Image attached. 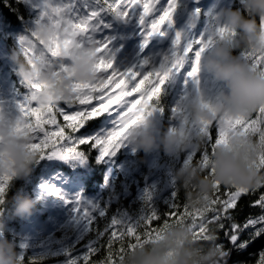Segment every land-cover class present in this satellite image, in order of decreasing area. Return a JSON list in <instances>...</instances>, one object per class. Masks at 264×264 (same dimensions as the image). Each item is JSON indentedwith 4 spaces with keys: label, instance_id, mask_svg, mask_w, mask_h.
Here are the masks:
<instances>
[{
    "label": "clouds",
    "instance_id": "obj_1",
    "mask_svg": "<svg viewBox=\"0 0 264 264\" xmlns=\"http://www.w3.org/2000/svg\"><path fill=\"white\" fill-rule=\"evenodd\" d=\"M227 31L214 34L212 43L202 52L200 72L208 73L220 87L213 96L199 92L191 97L178 115L179 126L161 128L154 112L157 103L125 118L136 117L128 127L124 142L136 151L151 153L162 149L169 155H179L189 149L208 150L206 164L192 159L175 171L178 188L183 191V205L199 212L198 232L192 220L169 219L162 222L157 236L125 246L118 254L116 264H222V249L215 243L216 234L208 223L207 209L219 182L228 188L247 192L264 187V140L257 133L230 134L226 144L214 150L207 148V137L193 128L211 124L223 116L250 118L264 106V67L254 65L253 56L264 57V0H243L240 8H223L220 12ZM34 32L37 48L55 49L59 44V56H28L20 47L13 50L11 60L16 71L31 89L34 103L42 108L60 103H73L75 81L87 83L101 78L96 65L101 58L94 42L81 43L65 24L48 17L35 22L29 29ZM216 33V29L211 30ZM240 47L250 55L234 54ZM43 51V49H40ZM66 71L57 72L62 65ZM21 116H10L0 111V175H10L11 181L31 174L42 159L41 153L32 149L33 135L25 128L17 130ZM264 134V133H261ZM9 186V183H8ZM8 186L3 194L4 202ZM14 214L30 216L37 203L33 197L18 193L15 196ZM5 224L0 219V264H22L14 241L5 234ZM96 264V262H94ZM103 264V262H101Z\"/></svg>",
    "mask_w": 264,
    "mask_h": 264
},
{
    "label": "snow or ice",
    "instance_id": "obj_2",
    "mask_svg": "<svg viewBox=\"0 0 264 264\" xmlns=\"http://www.w3.org/2000/svg\"><path fill=\"white\" fill-rule=\"evenodd\" d=\"M96 7L89 9L86 13L78 9V0H40L39 16L35 22L48 17L54 22L65 24L71 34L80 39L81 43L94 42L98 45L97 51L101 53V58L96 65V69L101 73V78L96 81L82 83L75 81L73 91L76 93L73 103H60L42 108L34 103V95L30 94L25 103L20 105L21 121L17 125L18 131L27 128L33 135L31 148L45 155H54L62 158L72 156L83 157V150H78L79 145L100 149V160L107 156L114 155L124 143L128 127L135 123L136 117L125 122V118L137 113L141 109H147L155 105L162 87L165 84L171 71L179 70L182 66V59L185 55L192 54L194 63L187 75L191 78H198L200 72V58L202 52L212 43L214 34L223 35L227 27L219 26L216 33H211L207 38H202L198 42L199 47L189 45L182 51H173L170 57H165V62L158 68H148L149 61L128 70H120L114 67V61L108 58V43L96 40L94 35L101 27H107L102 19V14L109 12L117 18H127L131 12L139 9V22L143 25L146 39L145 45L153 33L161 31L163 26L172 19L176 7V0H170L169 6L158 15L156 6L158 0H95ZM88 8V5H84ZM35 33L20 37L21 46L28 56L40 55L47 58L59 56V44L55 49L37 48ZM175 43L180 45L181 37L176 36ZM40 49H43L41 51ZM246 57L250 54L243 52ZM254 65L264 67V57L253 56ZM67 65H62L57 72L66 71ZM139 78V79H138ZM198 82V79H197ZM41 85L33 84L31 89H39ZM135 94V95H134ZM162 110V109H161ZM174 113H182V109H173ZM111 120V128H102L105 121ZM210 141L211 150L217 145L226 144L230 134L233 133H257L259 138L264 140V106L250 118H239L223 116L215 122L198 128ZM194 159L190 156L189 160ZM208 150L206 149L202 159L199 161L206 164ZM260 164L264 165V156L260 158ZM10 175H0V202L3 194L11 181ZM44 187H48L44 185ZM60 195L57 189H50ZM244 189L228 188L216 183V190L207 209L208 223L218 220L221 214H226L227 210L236 206L239 197L246 193ZM72 203L73 201H67ZM75 211L81 218L91 219V210L81 204V197L75 198ZM95 206H93L94 208ZM182 209V210H181ZM192 220L197 231L201 230L199 221L202 216L199 212H194L180 203H174L171 210L162 219L153 212L129 223L121 220H113L102 239L95 246L89 249L88 254L80 261V264H116L118 254L124 251L125 246L133 247L138 242L157 236L162 223H155L162 219L166 223L169 219ZM235 239V236L233 237ZM119 245V247H117ZM106 246V247H105ZM105 253L102 258L93 260V254ZM72 264H77L76 260Z\"/></svg>",
    "mask_w": 264,
    "mask_h": 264
},
{
    "label": "rangeland",
    "instance_id": "obj_3",
    "mask_svg": "<svg viewBox=\"0 0 264 264\" xmlns=\"http://www.w3.org/2000/svg\"><path fill=\"white\" fill-rule=\"evenodd\" d=\"M28 1L32 3V6H35L39 14L40 8L38 4L40 0ZM159 1L160 0H158V2ZM191 2L193 9L190 7ZM169 3L170 0H163L159 3L158 6H156V13L158 11L161 13L163 10H166ZM85 4L88 5V8L84 7ZM237 4L243 5V0H176V7L172 19L163 26L161 31L152 34L156 39V44L154 46L152 45L153 43H150L152 36L148 38L149 42L147 45L144 43L146 33L143 25L139 22L141 10L137 9L131 12L129 17L123 19L117 18L115 15H109V12H106L102 14V19L108 26H102L101 29L95 33L94 38L108 43V58L114 61V67L122 71L141 66L144 64L145 60L149 61L146 67L158 68L165 62V57H170L173 51H182L189 45L199 47V44L194 42H198L202 38H207V36L211 34V30L219 26H224L223 19L220 16L221 10L223 8H233ZM164 5V8L161 7ZM184 6H189L190 8V10L188 7L186 9L187 12H189L188 19L187 16H182V9ZM94 7H96L95 0H78V9L83 13H86L89 9ZM203 11H205L208 20L203 23L200 29L201 32L194 36L191 33L189 25L197 17L202 16L201 13ZM113 19L120 24L118 25L120 28L115 26L112 21ZM1 25H4L2 19H0V26ZM34 26L35 25H32L28 29L19 27L14 33L11 32L13 47H9L6 44L5 33L1 32L0 28V111L13 117L21 115L20 105L25 103L26 98L30 96L31 89L25 84L17 72L16 74L19 76L17 85L11 81L16 66L10 56L13 50L22 47L20 37L22 35H29V29L34 28ZM116 29H119V31ZM177 34L181 37L180 45L175 43ZM142 35H144V38L141 37ZM137 37L139 43L136 39ZM161 38H168L169 40L168 46L164 49L163 47L157 48ZM189 56L190 55H188V58ZM185 61L186 57L184 61L182 59V66L179 70L174 69L169 73L159 96L160 98L162 93L167 90L173 91L180 76L184 77V85L182 88L178 89L179 95L171 106L172 116L175 117V122L172 123L170 127L179 126L180 124V120L178 119L179 114L174 113L173 109L179 107L183 110L187 101L199 92H204L207 93L208 96H213L220 87V85L206 72H199L198 78L189 77L187 73L193 66L194 56L192 55L189 62ZM17 86L22 87L16 88ZM159 98L155 101V103H157L156 110L160 113L161 121L163 125H165V119L163 115L161 117V109L158 106ZM111 127V120L105 121L103 128ZM193 131H198V128L194 127ZM195 152L196 151L189 149L180 153L178 156L169 155L162 149L151 153L142 152V164L147 168V175H145L143 181H140L136 177L131 178L129 181L127 179L131 177L135 169H138V172H140V169L138 167V151L126 142L123 143V146L117 150L114 155L107 156L104 159L110 161V175L114 173L119 163L118 168L123 174L122 178L126 179L131 186L135 187L138 195L143 196V200L153 205L156 199L162 197L172 188L175 179V171L183 163L187 162L190 156L193 157L192 154ZM125 153L131 157L124 158L118 162L120 159L119 156ZM40 162L43 174L40 175L41 180L38 184L39 187L36 188L37 191H34L36 196L33 198L37 200V203L32 214L26 217L20 216V229L17 230V232L12 228H8V230L20 240L21 246L25 249L29 248L35 250L39 254H51L60 258L74 260L81 255V251L76 245L87 230L90 220L95 217L96 213H99L102 201H104V205L108 206L111 202L118 200V196L111 200V194L85 193L81 187L84 182L82 178H89L92 175V170L89 168L88 160L84 155L83 157L72 156L62 158L49 154L45 155ZM141 182L143 183L141 184ZM124 184L126 183L123 180V185ZM44 185L48 187H44ZM126 188L127 192L123 194L124 197L131 194V191L128 192L129 187ZM50 189H57L60 195H57L54 191H50ZM77 196L81 197V204L91 210V219L81 218V215L75 211V198ZM67 201L73 202L68 203ZM93 206L95 207L93 208ZM113 220H121L129 223L138 221L135 216L125 211L115 216ZM68 260H61L56 264H69Z\"/></svg>",
    "mask_w": 264,
    "mask_h": 264
},
{
    "label": "trees",
    "instance_id": "obj_4",
    "mask_svg": "<svg viewBox=\"0 0 264 264\" xmlns=\"http://www.w3.org/2000/svg\"><path fill=\"white\" fill-rule=\"evenodd\" d=\"M240 8L243 11V5H235L233 9ZM111 14V13H109ZM114 15V14H111ZM205 19V11L202 12ZM39 14L35 6H32L28 0H0V19L4 25H1V32L5 33V42L9 47H13V39L11 32H15L19 27L28 29L35 25V21ZM234 54H240L244 50L240 47L235 48ZM192 57V56H191ZM16 66V65H15ZM1 68V62H0ZM16 70V68H15ZM13 71L11 81L17 85V71ZM8 71L6 70V73ZM8 75V73H7ZM9 76V75H8ZM10 80V78H9ZM185 82L184 77L180 76L173 91L167 90L162 93L159 98L158 106L161 110V117L165 119L163 129L170 127L175 122V117L172 116L171 106L178 97V89L182 88ZM17 86L16 88H21ZM24 87V86H23ZM161 119V118H160ZM163 119V118H162ZM104 124L101 126L104 127ZM211 147V144L206 146ZM78 150H83L84 156L88 160V166L92 170V175L89 178H82L84 182L82 189L89 194H111V200L118 196V200L111 202L108 206L100 205L99 213L90 220L89 226L84 235L76 245L81 251L80 257L74 259L77 264L88 254L89 249L95 247L106 229L109 227L115 216L121 212H129L140 220L143 217L150 216L153 212L159 215L162 219L166 218V214L171 210L174 203L183 205L184 193L178 188V183L174 179L172 188L169 189L159 199H156L153 205L143 200V196H139L134 186H131L128 181L131 178H137L143 181L147 175V168L142 164V150L138 151V169L133 172L128 181L122 178L123 174L119 170V163L112 175L109 173L111 167L108 159L100 160V149L88 147L87 145H79ZM205 150L196 151L193 155L194 159L200 160L203 157ZM118 162L124 158H129L127 153L119 156ZM189 159V158H188ZM39 162L33 169L30 175L25 177H17L9 182L8 191L3 203H0V219L5 224V236L15 242L16 250L20 254L22 264H56L67 258H60L51 254H39L35 250L23 248L20 240L12 235L8 228H12L15 232L20 229V216L14 214L15 196L18 193H23L31 197L36 196L34 191L39 187L40 175L43 174ZM123 180L126 184L123 185ZM143 182H141L142 184ZM131 191L127 197L123 194ZM35 193V194H34ZM142 199V200H141ZM182 210V209H181ZM162 219L155 223H162ZM212 224L216 234L215 243L222 249V264H264V187L255 191L243 193L235 207L227 210L226 214H221L220 218ZM235 236V239L233 237ZM106 247V246H105ZM119 247V245H117ZM105 253L93 254L92 259L97 260L103 257ZM64 257V256H63ZM72 264L73 260H68Z\"/></svg>",
    "mask_w": 264,
    "mask_h": 264
},
{
    "label": "flooded vegetation",
    "instance_id": "obj_5",
    "mask_svg": "<svg viewBox=\"0 0 264 264\" xmlns=\"http://www.w3.org/2000/svg\"><path fill=\"white\" fill-rule=\"evenodd\" d=\"M163 0H160L159 1V3H161ZM190 7L193 9V7H192V4L190 5ZM189 10H190V8H189ZM202 15V14H201ZM187 16V19L189 18V12H187L183 17H186ZM197 18H200V25H201V23L203 24L204 22H207V20L208 19H205L204 17H203V15L202 16H200V17H197ZM198 29L196 28V29H194V30H191V33L195 36V35H197L198 33H200L201 32V30L198 32L197 31ZM193 39V38H192ZM188 55H190V54H188ZM188 55H186V61L185 62H188Z\"/></svg>",
    "mask_w": 264,
    "mask_h": 264
},
{
    "label": "water",
    "instance_id": "obj_6",
    "mask_svg": "<svg viewBox=\"0 0 264 264\" xmlns=\"http://www.w3.org/2000/svg\"><path fill=\"white\" fill-rule=\"evenodd\" d=\"M184 13H185V10H184ZM198 22H199V19H195V20L191 23L190 28H194V27H196V25L198 24ZM166 39H167V38L164 39L163 43H166ZM184 59H185V56L183 57V60H184ZM154 118L156 119L158 125L162 128V123H161V120H160V118H159V112H158L157 110H155V112H154Z\"/></svg>",
    "mask_w": 264,
    "mask_h": 264
}]
</instances>
